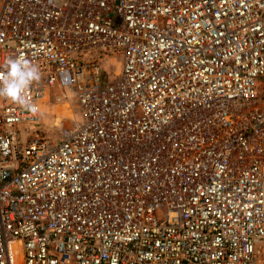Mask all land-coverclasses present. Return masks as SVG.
<instances>
[{"label":"built area","instance_id":"obj_1","mask_svg":"<svg viewBox=\"0 0 264 264\" xmlns=\"http://www.w3.org/2000/svg\"><path fill=\"white\" fill-rule=\"evenodd\" d=\"M21 55L0 264H264V0H0V72ZM57 93L78 121L52 144Z\"/></svg>","mask_w":264,"mask_h":264},{"label":"clouds","instance_id":"obj_2","mask_svg":"<svg viewBox=\"0 0 264 264\" xmlns=\"http://www.w3.org/2000/svg\"><path fill=\"white\" fill-rule=\"evenodd\" d=\"M3 67L5 71L0 72V98L10 100L35 115L38 109L26 93L41 78L38 66L21 55L7 58Z\"/></svg>","mask_w":264,"mask_h":264},{"label":"rangeland","instance_id":"obj_3","mask_svg":"<svg viewBox=\"0 0 264 264\" xmlns=\"http://www.w3.org/2000/svg\"><path fill=\"white\" fill-rule=\"evenodd\" d=\"M65 104L68 105L70 109V114L67 117L59 113V111L64 108ZM40 121L42 123V128L46 131V135L50 139V142L52 144L57 143L61 138V131L65 128L71 127L74 122L78 121V115L74 109L72 96L66 98L61 93L55 94L53 99H51V103L44 106ZM166 215V208H161L157 211V218L159 221L164 220Z\"/></svg>","mask_w":264,"mask_h":264},{"label":"bare ground","instance_id":"obj_4","mask_svg":"<svg viewBox=\"0 0 264 264\" xmlns=\"http://www.w3.org/2000/svg\"><path fill=\"white\" fill-rule=\"evenodd\" d=\"M44 106H45V105H44ZM59 113H60L61 115L65 116V117L69 116V114H70V109H69L68 105L65 104V105H64V108H63L62 110H60ZM12 247H13L12 251H14L15 253H18V251H17L18 244H13ZM18 259H19V258H18Z\"/></svg>","mask_w":264,"mask_h":264}]
</instances>
